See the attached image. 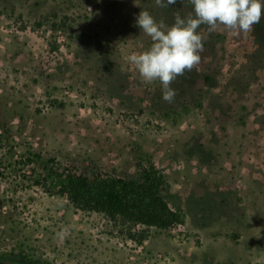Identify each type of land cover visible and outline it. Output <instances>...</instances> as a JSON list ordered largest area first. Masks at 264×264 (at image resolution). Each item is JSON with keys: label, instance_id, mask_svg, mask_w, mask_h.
Returning a JSON list of instances; mask_svg holds the SVG:
<instances>
[{"label": "rangeland", "instance_id": "374dc122", "mask_svg": "<svg viewBox=\"0 0 264 264\" xmlns=\"http://www.w3.org/2000/svg\"><path fill=\"white\" fill-rule=\"evenodd\" d=\"M141 10L194 15L190 0H0V259L264 264V17L247 34L201 25V61L168 103L127 60L151 46ZM144 170L178 215L168 228L58 192L68 174Z\"/></svg>", "mask_w": 264, "mask_h": 264}, {"label": "clouds", "instance_id": "9594fccd", "mask_svg": "<svg viewBox=\"0 0 264 264\" xmlns=\"http://www.w3.org/2000/svg\"><path fill=\"white\" fill-rule=\"evenodd\" d=\"M154 2L158 7L167 8L176 0ZM190 3L194 15L182 18L177 13L171 26H166L162 20L157 22L147 10H141L136 24L150 38L151 46L127 57L143 83L159 81L162 98L168 103L176 96L172 83L201 61L205 40L198 32L201 25L208 26L209 32L222 26L234 35L247 34L264 17V0H190ZM68 234L69 230L65 228L57 235L65 238Z\"/></svg>", "mask_w": 264, "mask_h": 264}, {"label": "trees", "instance_id": "16d2710c", "mask_svg": "<svg viewBox=\"0 0 264 264\" xmlns=\"http://www.w3.org/2000/svg\"><path fill=\"white\" fill-rule=\"evenodd\" d=\"M181 17H186L185 13ZM173 23L164 22L166 26ZM141 178L90 179L68 174L59 183L58 192L77 208L103 212L135 225L165 229L179 222L178 215L158 194L161 184L158 172L144 170Z\"/></svg>", "mask_w": 264, "mask_h": 264}, {"label": "flooded vegetation", "instance_id": "af4514ba", "mask_svg": "<svg viewBox=\"0 0 264 264\" xmlns=\"http://www.w3.org/2000/svg\"><path fill=\"white\" fill-rule=\"evenodd\" d=\"M0 264H35V263L24 261L22 258H12V259H0Z\"/></svg>", "mask_w": 264, "mask_h": 264}]
</instances>
